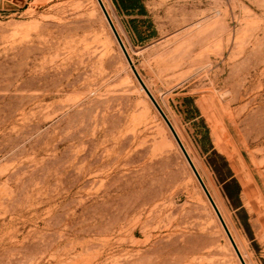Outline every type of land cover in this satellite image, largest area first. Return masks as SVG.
<instances>
[{
    "label": "rangeland",
    "instance_id": "1",
    "mask_svg": "<svg viewBox=\"0 0 264 264\" xmlns=\"http://www.w3.org/2000/svg\"><path fill=\"white\" fill-rule=\"evenodd\" d=\"M104 2L264 264V0ZM0 264H242L98 0H0Z\"/></svg>",
    "mask_w": 264,
    "mask_h": 264
},
{
    "label": "water",
    "instance_id": "2",
    "mask_svg": "<svg viewBox=\"0 0 264 264\" xmlns=\"http://www.w3.org/2000/svg\"><path fill=\"white\" fill-rule=\"evenodd\" d=\"M107 20H108V23L114 33V35L116 36L124 54L126 55L127 57V60L129 62V64L131 65V68L134 72V74L136 75L137 79L139 80L142 88L146 91V93L148 94V96L150 97V99L152 100V102L154 103V105L157 107L158 111L160 112V114L162 115V117L164 118V120L166 121V123L168 124V126L170 127L175 139L177 140L182 152L184 153L187 161L189 162L193 172L195 173L197 179L199 180L202 188L204 189L208 199L210 200L211 204L213 205L227 235L229 236L233 246H234V249L240 259V261L242 262V264H248L237 241L235 240V237L233 236V233L231 232V229L229 228V225L227 224V221L225 220V217L223 216V213L221 212L217 202L215 201L211 191L209 190L205 180L203 179L199 169L197 168L191 154L189 153L187 147L185 146V143L183 142L181 136L179 135L175 125L173 124V122L171 121V119L169 118L168 114L165 112V110L163 109V107L161 106L160 102L158 101V99L156 98V96L154 95V93L151 91V89L149 88V86L147 85V83L145 82V80L143 79L140 71L138 70L104 0H98Z\"/></svg>",
    "mask_w": 264,
    "mask_h": 264
},
{
    "label": "trees",
    "instance_id": "3",
    "mask_svg": "<svg viewBox=\"0 0 264 264\" xmlns=\"http://www.w3.org/2000/svg\"><path fill=\"white\" fill-rule=\"evenodd\" d=\"M119 5L125 8L127 11H133L139 8L142 12H146V7L143 0H117ZM193 110H198V108L193 105ZM191 111V110H190Z\"/></svg>",
    "mask_w": 264,
    "mask_h": 264
},
{
    "label": "bare ground",
    "instance_id": "4",
    "mask_svg": "<svg viewBox=\"0 0 264 264\" xmlns=\"http://www.w3.org/2000/svg\"><path fill=\"white\" fill-rule=\"evenodd\" d=\"M240 247H241V245H240Z\"/></svg>",
    "mask_w": 264,
    "mask_h": 264
}]
</instances>
